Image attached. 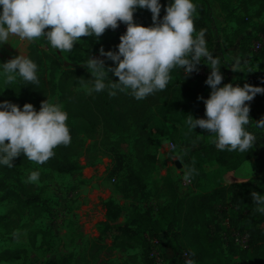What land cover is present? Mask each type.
Listing matches in <instances>:
<instances>
[{
    "label": "rangeland",
    "instance_id": "374dc122",
    "mask_svg": "<svg viewBox=\"0 0 264 264\" xmlns=\"http://www.w3.org/2000/svg\"><path fill=\"white\" fill-rule=\"evenodd\" d=\"M208 3L212 10L209 22L212 51L226 61L223 68L231 72L233 84L243 86L248 83L252 66L255 70L262 68L260 61L253 60L257 54L251 44L252 38L264 31V0H225L227 9L217 0ZM238 18H245L244 23L239 24ZM118 27L108 28L99 39L81 38L71 51L53 48L44 37L28 41L10 36L9 42L0 46V61L20 52L27 55L33 48L41 56L40 73L49 84L57 86L66 68H87L84 63L90 55L103 59L106 66L114 65V61L101 55L100 49L103 47L106 52L117 48ZM234 65L240 69H233ZM109 76L115 75L109 72ZM18 79L9 85L0 76L1 91L8 95ZM262 79L264 86V75ZM221 83L226 81L223 79ZM76 90L88 95L94 93L89 94L84 85ZM49 99L64 107L59 91ZM246 103L250 105L249 115L253 120L264 118V93ZM34 106L39 110L41 103ZM80 122L67 120L68 125ZM252 126L256 127L254 121ZM164 128L163 119L157 118L146 129L133 127L123 135L102 130L92 135L82 133L80 169L72 173H60L30 160L14 163L17 173L0 172V177L10 182L20 195L0 202V264H55L67 254L72 256L73 264H147L148 250L139 244L119 245L118 231L109 226L123 224L138 211L150 210L156 214L174 195L183 200L211 192L212 211L216 214L217 210L226 209L225 206L230 208L232 191H237L243 183L258 178L264 184L261 160L249 159L239 169L227 170L217 161L205 162L199 152H191L193 139L177 142L170 134L163 133ZM259 129L264 132V128ZM199 136H203L202 132ZM206 138L214 139V135L210 133ZM116 152L124 154L120 162ZM193 166L197 173L185 179L186 169ZM33 170L39 171L40 178L28 182ZM34 196L38 198L28 203ZM234 220L239 221L237 216ZM218 221L222 224L223 219ZM153 244L150 251L156 259L174 256L166 235L161 234ZM9 255L12 257L7 259ZM237 261L245 264L242 253L237 255Z\"/></svg>",
    "mask_w": 264,
    "mask_h": 264
},
{
    "label": "clouds",
    "instance_id": "9594fccd",
    "mask_svg": "<svg viewBox=\"0 0 264 264\" xmlns=\"http://www.w3.org/2000/svg\"><path fill=\"white\" fill-rule=\"evenodd\" d=\"M138 7L152 12L153 24L136 22ZM161 8V0H0V46L9 42L10 36L28 41L44 37L53 48L71 51L81 38L99 39L108 28L116 29L123 22L127 28L120 36L118 50L100 49L114 65L106 66L93 55L84 63L92 78L84 84L86 91L91 94L108 89L109 95L115 96L118 90L140 100L164 90L173 68L181 67L189 75L198 70L202 60L207 61L211 72L205 83L212 90L209 97H200L205 116L197 118L189 113L187 125L190 130L199 126L212 133L219 150L248 152L257 138L247 125L254 121L256 127L264 128V118L252 120L246 102L264 93V86L221 83L223 65L209 51L204 30L197 32L195 28L194 0H169L162 19ZM109 72L119 79L113 80ZM0 76L9 85L18 77L24 85H34L39 82L38 64L20 52L0 61ZM67 120V111L59 102H50L48 96L39 110L32 102L21 107L10 100L0 101V165L14 167V158L22 154L37 164L45 163L55 155L57 146L71 143ZM196 173L194 166L187 168L184 178L191 179ZM39 178V171L33 170L27 181ZM251 195L255 211L264 215V194L253 190ZM185 264L195 261L188 259Z\"/></svg>",
    "mask_w": 264,
    "mask_h": 264
},
{
    "label": "trees",
    "instance_id": "16d2710c",
    "mask_svg": "<svg viewBox=\"0 0 264 264\" xmlns=\"http://www.w3.org/2000/svg\"><path fill=\"white\" fill-rule=\"evenodd\" d=\"M209 0H194L197 5L194 24L196 31L204 30L207 47L214 54L221 65L226 83L232 82L231 72L224 66L226 61L212 51L213 34L210 28L212 10ZM227 9L225 0H217ZM161 19L166 14V6L169 0H161ZM137 23L151 25L154 23L152 12L146 8H137L134 13ZM245 18H238V23L243 24ZM253 39V38H252ZM118 50V48L112 49ZM253 57L261 62L264 68V48ZM38 64L39 82L34 85H24L22 79L11 86L10 93L4 94L0 89V101L10 100L23 104L32 102L41 103L47 96L56 93L61 94L64 109L68 113V118L79 119L81 122L70 127L72 141L69 145H59L54 149L55 155L45 163L39 164L49 167L60 173H72L80 169L78 153L80 149L81 134L92 135L99 130L103 132L123 135L133 127L146 129L157 118H162L164 122V134H170L175 141L191 140V152H199L205 162L217 161L227 170H237L249 159L261 160L264 166V132L258 127H253V121L247 127L257 138L256 144L248 152L219 150L214 139L208 140L206 136L210 133L197 126L195 130H190L187 125L189 113L199 118L205 116V103L201 96L207 98L211 93V86L205 81L211 72L210 67L201 61L193 72H187L181 67L171 70V79L164 90H159L150 94L144 99L137 100L126 92L117 90V95H109V90L94 92L91 95L79 92L76 88L89 82L91 73L84 67L66 68L58 81L57 86L49 84L40 73V59L33 48L27 54ZM108 58V57H107ZM109 61L111 59L108 58ZM205 67L206 73H200ZM255 70L253 66L248 71V83L261 85L264 71ZM113 80H118L117 76H110ZM233 83V82H232ZM259 94V93H258ZM257 95V94H256ZM253 120V119H252ZM171 129V130H170ZM202 132L203 136H199ZM145 132H143L144 134ZM114 143V142H113ZM116 159L120 162L124 154L116 152ZM28 158L21 156L14 158V163L28 162ZM261 169V168H260ZM9 175L19 170L14 167L0 165V172ZM256 190L264 194V184L258 178L243 183L237 191H232L231 206L225 209L224 213L229 218L228 225H222L218 221V215L213 212V193H200L187 199H179L172 196L171 202L159 207L156 214L150 210L138 211L130 215L129 218L119 225L113 227L117 232L116 237H120L119 245L134 246L141 245L145 250L147 264H159L156 257L151 255L153 240L166 235L174 250L172 258H162V264H185L184 254L187 253L195 264H240L237 255L242 253L245 264H264V215L255 211L252 191ZM11 197L20 198L3 177H0V202ZM37 196L29 198L28 203L37 199ZM212 211V212H211ZM237 216L239 221L234 220ZM177 225V228H176ZM231 228L238 230L241 234L249 235V245L238 247L231 238L225 244L222 231H227L231 236ZM105 231L103 230V233ZM111 233V232H109ZM9 255L7 257L11 258ZM55 264H73L72 256L67 254L61 257Z\"/></svg>",
    "mask_w": 264,
    "mask_h": 264
},
{
    "label": "built area",
    "instance_id": "2783aa9c",
    "mask_svg": "<svg viewBox=\"0 0 264 264\" xmlns=\"http://www.w3.org/2000/svg\"><path fill=\"white\" fill-rule=\"evenodd\" d=\"M118 28H119V33L121 36V34H123L126 31L127 25L125 23L121 22ZM119 42H120V38L116 43V47L118 46ZM263 48H264V31H260L259 33H257L254 36L252 44H251V49L255 53H257L260 50H262ZM200 73L205 74L206 68L203 67L200 70ZM225 207H226V209H228V206H225ZM224 211H225V208L223 210H217L216 214L218 215V218L223 219V222H222L223 225H228L229 218H227L225 215H223V214H225ZM222 237H223L225 244H227L228 241L231 240V238H234V241L238 247L243 248V247H247L249 245V240H250L249 235L248 234H241L238 230H235L233 228H231V236H229V233L224 230V231H222ZM152 255H154V254H152ZM184 257L186 260L191 259V257L187 253L184 254ZM157 261L159 264H162V262H163L162 259H160V260L157 259Z\"/></svg>",
    "mask_w": 264,
    "mask_h": 264
},
{
    "label": "crops",
    "instance_id": "0c3cea01",
    "mask_svg": "<svg viewBox=\"0 0 264 264\" xmlns=\"http://www.w3.org/2000/svg\"><path fill=\"white\" fill-rule=\"evenodd\" d=\"M254 61H259V60H257V59H254ZM261 63V62H260Z\"/></svg>",
    "mask_w": 264,
    "mask_h": 264
},
{
    "label": "water",
    "instance_id": "95a60500",
    "mask_svg": "<svg viewBox=\"0 0 264 264\" xmlns=\"http://www.w3.org/2000/svg\"><path fill=\"white\" fill-rule=\"evenodd\" d=\"M179 164V166H181V164L180 163H178Z\"/></svg>",
    "mask_w": 264,
    "mask_h": 264
}]
</instances>
